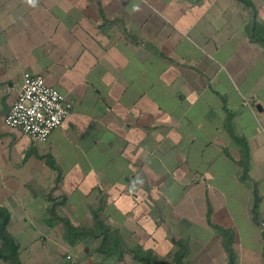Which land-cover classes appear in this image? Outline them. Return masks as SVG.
Instances as JSON below:
<instances>
[{"label": "crops", "instance_id": "1", "mask_svg": "<svg viewBox=\"0 0 264 264\" xmlns=\"http://www.w3.org/2000/svg\"><path fill=\"white\" fill-rule=\"evenodd\" d=\"M248 1L0 0V206L23 264H148L70 241L54 201L160 259L176 239L193 264H229L220 225L235 264H264V0ZM25 71L74 102L47 141L4 121Z\"/></svg>", "mask_w": 264, "mask_h": 264}, {"label": "trees", "instance_id": "2", "mask_svg": "<svg viewBox=\"0 0 264 264\" xmlns=\"http://www.w3.org/2000/svg\"><path fill=\"white\" fill-rule=\"evenodd\" d=\"M247 3L251 5V2L245 0ZM256 24H254L255 26ZM252 32L256 35L258 32L257 27H253ZM257 36V35H256ZM264 39L263 37H258ZM237 139L243 144V154L241 159V164L243 166V177H248L250 170V156H249V148L245 139L241 137H237ZM53 167L56 168L53 163ZM57 169V168H56ZM254 206L255 208L258 206L260 202V193L258 188L254 189ZM57 202H53L50 211L55 216H58L64 223V235L70 240L73 241L74 237L77 236H92L98 237L100 239L98 250L103 253L106 257H118L122 258L124 254L125 248L132 252L133 257L137 261H142L144 263L150 264L154 262L155 264H193L192 261L186 259L187 256V245L182 240H176L179 248L176 251L174 258L172 261L160 259L156 254L153 253L150 249H144L141 245L129 246L122 238L119 229L112 228L111 226L105 224L102 220L96 216L95 222L93 226L88 227H78L71 223V221L66 217H61L56 213ZM10 220V212L6 207L0 206V258L7 260L10 264H23L20 255L19 242L13 237V235L8 231L7 225ZM223 234L224 247L228 252L229 264H235V255L231 248V244L233 242V231L232 229L225 228L220 225H215Z\"/></svg>", "mask_w": 264, "mask_h": 264}, {"label": "built area", "instance_id": "3", "mask_svg": "<svg viewBox=\"0 0 264 264\" xmlns=\"http://www.w3.org/2000/svg\"><path fill=\"white\" fill-rule=\"evenodd\" d=\"M74 108V102L42 74L25 71L21 90L4 118L10 127L20 129L38 141H47ZM69 264H84L72 252Z\"/></svg>", "mask_w": 264, "mask_h": 264}, {"label": "rangeland", "instance_id": "4", "mask_svg": "<svg viewBox=\"0 0 264 264\" xmlns=\"http://www.w3.org/2000/svg\"><path fill=\"white\" fill-rule=\"evenodd\" d=\"M65 127H68L67 124L65 125ZM66 129H67V128H66ZM19 130H20V129H19ZM78 130H79V129H78ZM20 131H21V130H20ZM21 132H22V131H21ZM23 133H24V132H23ZM65 133H68V132H65ZM69 136H70V135H69ZM85 145H88V142H87V141L85 142ZM80 173H81V172L77 170V171L75 172V176H73L72 179H73V178H74V179H80V178L83 176V175L80 174ZM68 184H70V181L68 182ZM150 264H155V263H154V262H151Z\"/></svg>", "mask_w": 264, "mask_h": 264}, {"label": "clouds", "instance_id": "5", "mask_svg": "<svg viewBox=\"0 0 264 264\" xmlns=\"http://www.w3.org/2000/svg\"><path fill=\"white\" fill-rule=\"evenodd\" d=\"M30 2H32V0H30Z\"/></svg>", "mask_w": 264, "mask_h": 264}]
</instances>
